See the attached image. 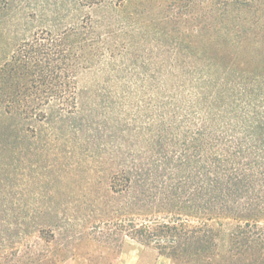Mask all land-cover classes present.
Returning a JSON list of instances; mask_svg holds the SVG:
<instances>
[{"label":"trees","instance_id":"16d2710c","mask_svg":"<svg viewBox=\"0 0 264 264\" xmlns=\"http://www.w3.org/2000/svg\"><path fill=\"white\" fill-rule=\"evenodd\" d=\"M208 1L0 0V256L34 234L65 253L30 264L124 237L178 264H264V47L222 64L193 16Z\"/></svg>","mask_w":264,"mask_h":264},{"label":"rangeland","instance_id":"374dc122","mask_svg":"<svg viewBox=\"0 0 264 264\" xmlns=\"http://www.w3.org/2000/svg\"><path fill=\"white\" fill-rule=\"evenodd\" d=\"M237 1L241 5H237ZM208 9L211 11L208 12ZM238 9L244 11L245 18H242ZM97 10L98 13H103L106 8L100 7ZM83 11L87 12L86 9ZM202 12L207 17L209 14L211 24V27L203 34V39L222 64L247 60L253 57L257 50L264 47V0H209L208 3L195 7L193 16ZM149 48L154 49V44L145 43L144 49L146 50L137 51L139 62L143 60V57H153L149 53ZM162 55L160 54L159 57ZM139 71L152 72L151 68L147 71L144 68H137L134 73ZM103 79L104 73L101 74L94 69L85 70L79 76V87L88 89ZM136 86L139 87V85ZM212 225L218 232L220 249L226 251L235 221L223 218L213 221ZM46 240L34 234L28 236L27 246H19L18 250L6 252L0 256L1 264H30L29 260L40 253L58 252L56 249L63 246L60 243H49ZM64 253L59 251L55 256L57 260L61 259ZM63 256L65 259L59 264H178L171 258L159 254L154 247L143 245L127 237H124L120 245L111 248H106L103 243L84 238L77 250Z\"/></svg>","mask_w":264,"mask_h":264}]
</instances>
